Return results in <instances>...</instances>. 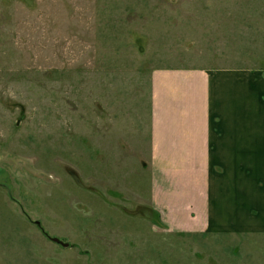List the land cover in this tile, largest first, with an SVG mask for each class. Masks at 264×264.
<instances>
[{
	"label": "rangeland",
	"instance_id": "rangeland-1",
	"mask_svg": "<svg viewBox=\"0 0 264 264\" xmlns=\"http://www.w3.org/2000/svg\"><path fill=\"white\" fill-rule=\"evenodd\" d=\"M172 68L264 70V0H0V264H264V233L180 224L197 164L151 133Z\"/></svg>",
	"mask_w": 264,
	"mask_h": 264
},
{
	"label": "crops",
	"instance_id": "crops-1",
	"mask_svg": "<svg viewBox=\"0 0 264 264\" xmlns=\"http://www.w3.org/2000/svg\"><path fill=\"white\" fill-rule=\"evenodd\" d=\"M151 82L156 160L197 164L199 198L178 210L196 216L180 224L264 233V70L159 69Z\"/></svg>",
	"mask_w": 264,
	"mask_h": 264
},
{
	"label": "water",
	"instance_id": "water-1",
	"mask_svg": "<svg viewBox=\"0 0 264 264\" xmlns=\"http://www.w3.org/2000/svg\"><path fill=\"white\" fill-rule=\"evenodd\" d=\"M53 240H54L55 242H58V243L64 245V246H68V245H69V243H67V242H63V241H61V240H60L59 238H57V237H54Z\"/></svg>",
	"mask_w": 264,
	"mask_h": 264
}]
</instances>
